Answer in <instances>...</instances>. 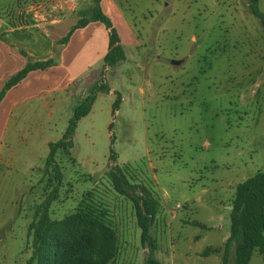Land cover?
Segmentation results:
<instances>
[{"label":"rangeland","instance_id":"374dc122","mask_svg":"<svg viewBox=\"0 0 264 264\" xmlns=\"http://www.w3.org/2000/svg\"><path fill=\"white\" fill-rule=\"evenodd\" d=\"M10 1L0 0V8ZM111 1L121 16L108 11L107 0L102 10L120 38L128 36L129 23L142 45V64L129 67L133 84L120 91L124 100L115 115L110 102L102 108L100 101L78 123L71 150L76 163L58 152L64 180L51 218L80 210L102 216L118 236L111 264H222L236 186L264 172L261 22L243 0ZM94 4L19 0L12 11L26 21L49 20L88 14ZM258 5L264 13V0ZM116 69L106 73L109 80ZM67 127V119L58 124L60 132ZM111 150L130 182L146 186L159 203L146 246L132 203L109 179L86 176L92 166L109 171ZM44 164L30 178L0 171V264H26L32 255L27 232L47 198ZM250 264H264V256L256 251Z\"/></svg>","mask_w":264,"mask_h":264},{"label":"crops","instance_id":"0c3cea01","mask_svg":"<svg viewBox=\"0 0 264 264\" xmlns=\"http://www.w3.org/2000/svg\"><path fill=\"white\" fill-rule=\"evenodd\" d=\"M107 1L111 2L108 11L120 15L116 4ZM103 2L101 0V6ZM18 3L19 0H11L0 8V93L12 77L25 68L28 57L38 62L57 61L46 70L31 72L9 89L0 101V171L30 178L48 158L50 144L63 138L67 129L60 132L59 122L67 119L69 125L77 107L102 79L104 58L109 51V32L99 22L90 23L74 31L69 41L60 47L57 42L84 14L74 13L49 20L35 16L32 19L35 22L27 23L19 13L12 11ZM57 6L54 8L59 11L76 9L72 5ZM11 23H15L14 26ZM124 24L128 36L120 40L125 60L116 65L120 69L113 71L111 81L105 76L111 91L99 93L84 118L94 113L100 101L102 108L110 102L113 112L116 93L121 94L123 101L124 94L120 91L125 93L133 84L129 67H141L142 45L129 23L124 21ZM110 71L108 69L106 73ZM106 168L92 166L86 176L93 181L109 179L108 171H104Z\"/></svg>","mask_w":264,"mask_h":264},{"label":"trees","instance_id":"16d2710c","mask_svg":"<svg viewBox=\"0 0 264 264\" xmlns=\"http://www.w3.org/2000/svg\"><path fill=\"white\" fill-rule=\"evenodd\" d=\"M94 1L91 12L83 15L70 32L57 42V46H64L74 31L85 28L90 23H101L109 32V51L104 58L102 79L93 86L90 94L75 110L63 138L50 144V154L44 164V174L48 178L47 198L36 208L34 219L28 227L27 237L31 242L32 255L26 264H111L117 256V233L102 216L88 210L74 212L61 220H53L50 215L51 205L58 199L64 180L57 154L61 151L64 156L76 163L71 150L77 125L89 114L99 93H110L111 88L105 78L107 70L115 68L119 62L125 60L120 37L110 18L102 10L101 0ZM243 1L248 2L252 14L260 20L264 31V13L260 11L258 5L260 0ZM33 22L35 21H27ZM14 24L11 23L12 26ZM56 63L54 59L38 62L28 57L25 68L5 84L0 93V101L9 89L22 82L31 72L46 70ZM116 96L113 115L122 103L121 94L116 93ZM109 129L110 131L113 129L112 123ZM117 158L111 150L109 166L112 165L108 176L113 190L132 203L136 223L141 230V244L146 246L159 212V203L146 186L130 182ZM233 249V264H250L256 251L264 256V172H258L236 186L230 213V235L225 243L222 264H229ZM209 252L211 249L207 248L204 254ZM213 252L218 250L214 249Z\"/></svg>","mask_w":264,"mask_h":264},{"label":"water","instance_id":"95a60500","mask_svg":"<svg viewBox=\"0 0 264 264\" xmlns=\"http://www.w3.org/2000/svg\"><path fill=\"white\" fill-rule=\"evenodd\" d=\"M172 64H173V65H179L180 62H179V61H173Z\"/></svg>","mask_w":264,"mask_h":264}]
</instances>
